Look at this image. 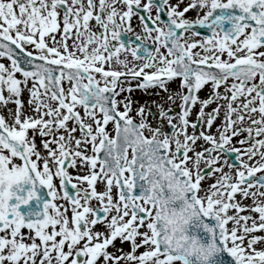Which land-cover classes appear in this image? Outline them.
I'll use <instances>...</instances> for the list:
<instances>
[{"label": "snow or ice", "instance_id": "6c2138e0", "mask_svg": "<svg viewBox=\"0 0 264 264\" xmlns=\"http://www.w3.org/2000/svg\"><path fill=\"white\" fill-rule=\"evenodd\" d=\"M180 3L0 0V113H8L0 114V264H177L158 195L173 180L214 218L204 228L230 264H264L255 247L264 237L250 235L264 231V0ZM196 7L203 14L186 18ZM136 91L159 99H134ZM37 134L49 137L43 157ZM21 181L33 185L24 195L13 187ZM36 184L50 198L23 213Z\"/></svg>", "mask_w": 264, "mask_h": 264}, {"label": "clouds", "instance_id": "9594fccd", "mask_svg": "<svg viewBox=\"0 0 264 264\" xmlns=\"http://www.w3.org/2000/svg\"><path fill=\"white\" fill-rule=\"evenodd\" d=\"M172 187L159 192L160 223L170 237L177 255L183 257L177 264H219L221 249L207 229V240L197 234L206 223L202 215L184 199L183 185L171 181Z\"/></svg>", "mask_w": 264, "mask_h": 264}, {"label": "flooded vegetation", "instance_id": "af4514ba", "mask_svg": "<svg viewBox=\"0 0 264 264\" xmlns=\"http://www.w3.org/2000/svg\"><path fill=\"white\" fill-rule=\"evenodd\" d=\"M170 2L171 3H177V0H170ZM191 2V0H182V3H180V8L181 9H183L184 7H186L187 6V4L188 3H190ZM236 11H238V9L236 10ZM203 12H204V10L203 9H199L198 7H196V8H193V9H190L187 13H185V16H186V18H190V19H195L198 15H202L203 14ZM219 12H220V10L218 9V10H216V14H219ZM153 14H155V9H153ZM161 18L162 19H167V16H166V12H162L161 13ZM93 23V25H95V22L93 21L92 22ZM132 24H133V26L136 28V30L137 31H140L141 30V24H140V21L138 20V18L137 17H133V19H132ZM210 25H195V28H196V30H198V31H201L202 33H204V34H210ZM121 38L123 39V40H125V42H127L128 41V39H129V37L127 36V34L126 33H124V34H122L121 35ZM134 38V37H133ZM197 39H199L200 37H196ZM69 43H71V41H69ZM128 59L129 60H131L132 58H131V56L129 55L128 56ZM132 83H137L136 81H133ZM180 83H181V81H180V79L179 78H177V79H174L172 82H170L169 83V85H168V87H169V89H171V90H173V91H180ZM153 91H155V90H153ZM207 94H209V87L208 86H206L205 88H204V90L203 91H201L200 93H199V95L203 98V97H205ZM133 98L134 99H140V100H142V101H145V100H147V99H153V100H155V99H159V97H156V96H144L141 92H139V91H136V92H133ZM164 95H166V94H164ZM175 103H176V106H177V111H179V104H180V100L179 99H177L176 101H175ZM225 103H226V101H225ZM134 107V109H135V105L133 106ZM213 107H215V104H210V105H208L207 106V108H206V111H208V110H210L211 108H213ZM198 108H199V104H197L196 106H194L193 107V109H192V112L190 113V116H189V119L190 120H193V119H195L196 118V114H197V111H198ZM81 111H82V113H83V109L81 108ZM134 116H135V111H133V113H132ZM223 111L221 112V117L223 116ZM219 123H221V119L220 118H218L217 119V121H216V124H219ZM111 127H112V124H109ZM212 132H216V126H215V124L213 125V127H212ZM189 132H191V128H189ZM241 135H246V133H242ZM234 139V142L235 141H238L239 139H240V137L239 136H237V137H234L233 138ZM201 144H204V141H202V140H198L197 141V146H199V145H201ZM205 146H207V145H205ZM237 146H239V145H237ZM190 155H192V153H190ZM225 170H227V169H225ZM219 174H217V176H218ZM214 179H215V177H213V178H211V179H205L204 181H203V184L204 183H209L210 185L214 182ZM117 244H119L118 242H117ZM112 250H114V248H109V251H112ZM98 264H102V258H100V260L98 261ZM122 264V263H121ZM125 264H127V263H125ZM128 264H135L133 261H131L130 263H128Z\"/></svg>", "mask_w": 264, "mask_h": 264}, {"label": "water", "instance_id": "95a60500", "mask_svg": "<svg viewBox=\"0 0 264 264\" xmlns=\"http://www.w3.org/2000/svg\"><path fill=\"white\" fill-rule=\"evenodd\" d=\"M13 187H14V190L18 191V194L24 195V194H26V192L29 188L33 187V185L30 181H21V182H19V188H17L16 186H13ZM35 190L37 192V196L30 199L27 204H21L19 206L20 210L23 213L31 214V213L40 212L43 208L44 201L46 199L50 198L48 196L47 186L41 185V184H36ZM15 200H16V198L13 197L12 202H15ZM202 219L208 224H214L215 223L213 217H203L202 216ZM197 234L200 235L205 240H207V238L209 236L207 229L203 228L202 226L197 229ZM219 257H220L219 264H230V262H232L234 260V258H232L230 256V254L227 253L226 250H223V249H221V252L219 253Z\"/></svg>", "mask_w": 264, "mask_h": 264}, {"label": "rangeland", "instance_id": "374dc122", "mask_svg": "<svg viewBox=\"0 0 264 264\" xmlns=\"http://www.w3.org/2000/svg\"><path fill=\"white\" fill-rule=\"evenodd\" d=\"M0 59H3V58H0ZM4 62H5V63H8V61H7L6 59L4 60ZM29 83L31 84V81H30ZM28 98H29V93H28L27 91H24V92H23V95H22V99L25 100V101H27ZM147 100H148V99H147ZM10 107L15 108V104L13 103L12 105H10ZM25 110L27 111V109H25ZM79 110L81 111V109H79ZM81 113H82V111H81ZM3 114L6 115V117L8 116V113H7V112H3ZM29 115H36V114H35V113H32V112H29ZM82 115H83V113H82ZM45 118H47V117H45ZM67 123H68V125L71 127V126L73 125L74 122L71 121V120H69ZM107 127H108L109 131L111 132V131H112V127H111L110 125H108ZM59 131H60V132H63L64 129H60ZM29 135H30V138H31V135H32L31 132L29 133ZM79 135H80V132L77 130V132H76V136H79ZM34 139H35L36 147H37V149L41 152L42 157H43L44 155H46V150L44 149V147H43V145H42V142H43V140H45V139H49V137H46V136H42V135H40V134H37V135L34 137ZM52 147H56L55 144H53ZM89 147H90V146H89ZM33 158H35V157H33ZM17 162H20L18 158H17ZM40 163H41V167H42V160H41ZM54 168H55V165H53V170H54ZM68 171H69L70 173H75V172L77 171V168L69 167V168H68ZM81 174H83V173H81ZM54 183L56 184L57 188L60 187V186H59V179H58V178L54 177ZM209 185H210L209 183H204V186H205V187H208ZM97 187H98V189H103L104 186H103V184H98ZM261 190L264 191V189H261ZM115 193H116V191H115V189H113V194L115 195ZM236 199H237V200H240L241 197H240L239 195H237ZM242 202H243V204H245V205H250V204H252V200H251V198L244 199ZM57 203H65V201L58 200ZM92 203H96V201L93 200ZM232 211H235V210H232ZM243 214H247V210H244ZM252 215H253V216H256L257 214L253 212ZM248 223L250 224L251 221H249ZM229 227H231V224H229ZM143 230H144V229L142 228L141 231H143ZM24 231H27V229L25 228ZM250 235H259V236H261V237H264V231L257 230V231H255V232L251 233ZM117 242L119 243V241H117ZM245 243H246V241H245ZM255 247H256L257 249H264V242H258V243L255 245ZM124 250H125V251L129 250V244H128V243H125V244H124ZM144 250H145V248L141 247L140 249L137 250V254H138L139 252L144 251ZM112 251H115V249L112 250ZM130 262H131V261L125 262L124 260H121V263H122V264H125V263L128 264V263H130ZM134 263H135V262H134Z\"/></svg>", "mask_w": 264, "mask_h": 264}, {"label": "bare ground", "instance_id": "6f19581e", "mask_svg": "<svg viewBox=\"0 0 264 264\" xmlns=\"http://www.w3.org/2000/svg\"><path fill=\"white\" fill-rule=\"evenodd\" d=\"M6 112V111H5ZM0 114H3V112L2 113H0ZM6 116V115H5Z\"/></svg>", "mask_w": 264, "mask_h": 264}]
</instances>
